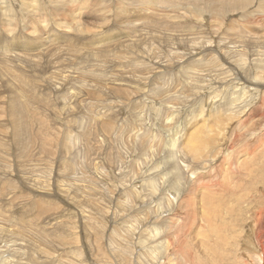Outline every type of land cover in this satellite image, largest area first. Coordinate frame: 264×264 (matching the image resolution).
I'll use <instances>...</instances> for the list:
<instances>
[{
	"label": "rangeland",
	"instance_id": "obj_1",
	"mask_svg": "<svg viewBox=\"0 0 264 264\" xmlns=\"http://www.w3.org/2000/svg\"><path fill=\"white\" fill-rule=\"evenodd\" d=\"M263 33L264 0H0V264H262Z\"/></svg>",
	"mask_w": 264,
	"mask_h": 264
},
{
	"label": "bare ground",
	"instance_id": "obj_2",
	"mask_svg": "<svg viewBox=\"0 0 264 264\" xmlns=\"http://www.w3.org/2000/svg\"><path fill=\"white\" fill-rule=\"evenodd\" d=\"M231 9H232V7H231ZM264 34V33H263ZM260 38H261V36H260ZM260 52V51H259ZM257 54V53H256ZM259 54V53H258ZM258 61V60H257ZM253 63V62H252ZM257 63V62H256ZM261 64V63H260ZM234 67V66H233ZM240 67V66H239ZM240 69V68H239ZM256 76V75H255ZM219 78V77H218ZM230 78H231V76H230ZM227 84V83H226ZM243 86V85H242ZM243 90V89H242ZM241 90V91H242ZM236 92V91H235ZM246 92V91H245ZM262 95V94H261ZM212 100V99H211ZM217 101V100H216ZM215 103V102H214ZM209 109V108H208ZM242 109V108H241ZM216 110H218V109H216ZM235 112H236V110H235ZM230 128V127H229ZM251 153V152H250ZM149 174H151V173H149ZM263 174V173H262ZM263 178H264V174H263ZM218 183V182H217ZM205 186V185H204ZM206 187V186H205ZM249 187V186H248ZM251 189H252V187H251ZM226 190H227V188H226ZM228 191V190H227ZM232 191V190H231ZM254 191V190H253ZM248 192V191H247ZM256 193H258V192H256ZM249 194V193H248ZM254 194H255V192H254ZM214 195V194H213ZM261 203V202H260ZM262 203H264V202H262ZM263 205V204H262ZM262 208V207H261ZM260 208V209H261ZM263 209V208H262ZM264 210V209H263ZM175 213V212H174ZM186 216H187V214H186ZM185 218V217H184ZM187 218V217H186ZM206 220V219H205ZM169 222V221H168ZM214 227H215V225H214ZM254 228V227H253ZM254 230V229H253ZM257 235H258V241L260 240V241H262V243H263V240H262V237H263V234L262 233H257ZM246 237V236H245ZM251 239V238H250ZM239 240V239H238ZM258 243V242H257ZM45 246V245H44ZM248 246H250V248H249V250L250 251H252V252H255L254 251V249L251 247V243H249L248 244ZM263 249H264V247H263ZM263 252V251H262ZM255 254H256V252H255ZM262 255V254H261ZM256 256V255H255ZM257 256H259V255H257ZM260 259V258H259ZM262 264H264V256H262Z\"/></svg>",
	"mask_w": 264,
	"mask_h": 264
}]
</instances>
